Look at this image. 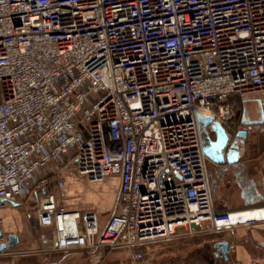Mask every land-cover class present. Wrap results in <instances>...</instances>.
Wrapping results in <instances>:
<instances>
[{
  "label": "built area",
  "instance_id": "1",
  "mask_svg": "<svg viewBox=\"0 0 264 264\" xmlns=\"http://www.w3.org/2000/svg\"><path fill=\"white\" fill-rule=\"evenodd\" d=\"M259 94L264 0H0V210L36 199L40 241L0 255L137 261L151 243L264 224V203L217 206L204 142L220 122L232 144L239 100ZM69 173L119 179L111 210L66 204Z\"/></svg>",
  "mask_w": 264,
  "mask_h": 264
},
{
  "label": "crops",
  "instance_id": "2",
  "mask_svg": "<svg viewBox=\"0 0 264 264\" xmlns=\"http://www.w3.org/2000/svg\"><path fill=\"white\" fill-rule=\"evenodd\" d=\"M239 105L242 114L240 131H246L247 134L245 137L237 136L233 139L240 144L236 150L238 159L234 163H229L226 159L224 163L210 161L214 197L219 208L226 206L240 208L264 203V96H250L245 100H239ZM250 121L259 123L248 125ZM210 136L214 140L215 131ZM85 183L89 184L86 181ZM10 209L0 210V218L8 234L17 233L19 236V243L13 248L29 250L39 247L38 229L29 219L23 220V223L14 220ZM210 236L212 238L206 242L213 246V256L225 264H264V224L240 225L233 231ZM220 240H227L233 244V248H229L228 260H225L215 247V242ZM85 254V252H70L0 255V264H72L83 258Z\"/></svg>",
  "mask_w": 264,
  "mask_h": 264
},
{
  "label": "rangeland",
  "instance_id": "3",
  "mask_svg": "<svg viewBox=\"0 0 264 264\" xmlns=\"http://www.w3.org/2000/svg\"><path fill=\"white\" fill-rule=\"evenodd\" d=\"M119 185L120 180L117 178L87 184L69 173L65 201L71 207L92 205L99 212L109 211L114 205ZM36 202V199L31 202L28 198H24L17 206L10 209L11 217L23 223V220L29 219V215H32ZM210 238H212L210 235H188L151 243L141 251L137 261L129 255L128 251L112 250L96 256L86 253L83 258L72 264H225L213 256V246L206 242Z\"/></svg>",
  "mask_w": 264,
  "mask_h": 264
},
{
  "label": "water",
  "instance_id": "4",
  "mask_svg": "<svg viewBox=\"0 0 264 264\" xmlns=\"http://www.w3.org/2000/svg\"><path fill=\"white\" fill-rule=\"evenodd\" d=\"M212 120V117L201 116L200 121L202 125L209 124ZM259 123L258 121H250L248 125H255ZM213 128L216 133V138L209 140L206 144L205 142V151L210 159L214 162L224 163L225 159L229 163H234L238 159V154L236 149L238 144L234 141L230 144V136L227 131L224 129L223 125L220 122H214ZM247 134L246 131H240L238 137H245ZM19 243V236L17 233L9 234V241L7 244L0 245V251L4 250L6 247H15ZM229 246L230 243L227 240H220L215 242V247L217 248L218 253L225 259L228 260L229 257Z\"/></svg>",
  "mask_w": 264,
  "mask_h": 264
},
{
  "label": "flooded vegetation",
  "instance_id": "5",
  "mask_svg": "<svg viewBox=\"0 0 264 264\" xmlns=\"http://www.w3.org/2000/svg\"><path fill=\"white\" fill-rule=\"evenodd\" d=\"M212 139V137H210V136H205L204 137V141L206 142V144L209 142V140H211ZM237 144H238V147L240 146V144H239V142L237 141ZM237 150V149H236Z\"/></svg>",
  "mask_w": 264,
  "mask_h": 264
},
{
  "label": "bare ground",
  "instance_id": "6",
  "mask_svg": "<svg viewBox=\"0 0 264 264\" xmlns=\"http://www.w3.org/2000/svg\"><path fill=\"white\" fill-rule=\"evenodd\" d=\"M249 215H251V212H249L248 214H246L247 217H248Z\"/></svg>",
  "mask_w": 264,
  "mask_h": 264
}]
</instances>
